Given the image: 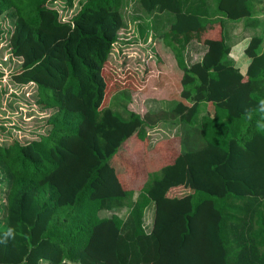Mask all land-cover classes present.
Here are the masks:
<instances>
[{
	"label": "trees",
	"instance_id": "1",
	"mask_svg": "<svg viewBox=\"0 0 264 264\" xmlns=\"http://www.w3.org/2000/svg\"><path fill=\"white\" fill-rule=\"evenodd\" d=\"M53 1L0 0V17L12 18L10 54L20 58L10 78L33 83L52 109L45 135L0 145V264H264V45L248 39L241 73L222 31L226 19L253 17L256 0H137L171 14L161 37L181 70V100L143 116L112 107L130 100L127 90L108 97L123 0H84L68 21ZM190 40L205 51L186 65ZM159 120H175L182 134L146 150L145 127ZM133 136L163 161L135 197L122 163ZM178 186L182 194H167ZM122 207V218L99 215Z\"/></svg>",
	"mask_w": 264,
	"mask_h": 264
},
{
	"label": "rangeland",
	"instance_id": "2",
	"mask_svg": "<svg viewBox=\"0 0 264 264\" xmlns=\"http://www.w3.org/2000/svg\"><path fill=\"white\" fill-rule=\"evenodd\" d=\"M84 0H57L48 3L54 8L60 21H68L78 10L80 2ZM253 17L244 21L226 20L223 23V35L230 46V56L235 67L243 73L245 56L243 49L252 35L261 37L264 45V0H256ZM0 17V145H6L11 140L24 143L48 132L47 117L51 108H43L38 103L36 87L33 83H14L10 75L20 67V58L10 54L8 37L12 29V18L5 14ZM121 27L117 30L108 54V63L112 69L106 71V81L113 79L110 97L117 90H127L130 100L120 99L115 102L114 109L120 110L124 106L143 116L146 113L157 112L163 107L170 106L172 101L181 100L179 92L181 70L176 65L173 53L164 45L161 34L165 32L171 21V14L159 11L146 12L137 0H123L121 9ZM205 51L202 44L190 40L182 51L186 65L200 59ZM241 56L243 59L240 60ZM231 59V60H232ZM233 62V61H232ZM110 77V78H109ZM117 81V82H116ZM111 104H112V98ZM116 100V99H115ZM110 104V101L109 103ZM168 104V106H166ZM182 125L175 120L162 121L146 126V145L144 149L154 148L156 142L165 138L182 134ZM144 141L136 136L127 138L122 147L129 156L123 157L122 163L130 171V179L125 182L136 195L137 189L144 183L147 172L155 170L163 164L161 159L145 156ZM149 157V158H148ZM149 159V161L147 160ZM156 160V161H152ZM0 173V221L4 215V194L6 180ZM185 189L181 186L171 188L168 195L182 194ZM127 208L100 211V216L115 214L124 217ZM152 207L146 209L144 217L145 229L149 228ZM67 264V263H65Z\"/></svg>",
	"mask_w": 264,
	"mask_h": 264
},
{
	"label": "clouds",
	"instance_id": "3",
	"mask_svg": "<svg viewBox=\"0 0 264 264\" xmlns=\"http://www.w3.org/2000/svg\"><path fill=\"white\" fill-rule=\"evenodd\" d=\"M260 109H261V111H264V101H261L260 102ZM262 126H264V125H262ZM13 235V232H12V229H9L5 234H4V236L7 238V237H11ZM72 264H74V263H72Z\"/></svg>",
	"mask_w": 264,
	"mask_h": 264
},
{
	"label": "crops",
	"instance_id": "4",
	"mask_svg": "<svg viewBox=\"0 0 264 264\" xmlns=\"http://www.w3.org/2000/svg\"><path fill=\"white\" fill-rule=\"evenodd\" d=\"M226 20H228V19H226ZM225 20V21H226ZM224 21V22H225ZM230 21H234V20H230ZM226 40V39H225ZM246 46V45H245ZM230 50H231V48H230ZM230 50H229V57L231 58V56H230ZM245 56V55H244ZM245 58H246V60H245V66H244V69L242 70L243 72H244V70H245V68H246V66H247V64H248V61H249V59H248V57L247 56H245ZM232 59V58H231ZM241 59H243V56H241V58H240V60ZM232 61H233V64H234V60L232 59ZM235 66V65H234ZM145 214H146V212H145ZM151 218H152V214H151ZM151 218H150V222H151ZM150 224V223H149Z\"/></svg>",
	"mask_w": 264,
	"mask_h": 264
},
{
	"label": "built area",
	"instance_id": "5",
	"mask_svg": "<svg viewBox=\"0 0 264 264\" xmlns=\"http://www.w3.org/2000/svg\"><path fill=\"white\" fill-rule=\"evenodd\" d=\"M65 263H67V264H72V263H68V262H65Z\"/></svg>",
	"mask_w": 264,
	"mask_h": 264
}]
</instances>
